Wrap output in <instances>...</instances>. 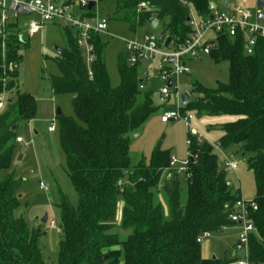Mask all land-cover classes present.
Listing matches in <instances>:
<instances>
[{
	"label": "trees",
	"instance_id": "1",
	"mask_svg": "<svg viewBox=\"0 0 264 264\" xmlns=\"http://www.w3.org/2000/svg\"><path fill=\"white\" fill-rule=\"evenodd\" d=\"M215 1L116 0L115 12L132 30L134 24L155 19L167 36L183 39L189 31L190 10L209 15ZM140 3L145 7L139 8ZM94 7L83 8V14L94 16ZM65 35V46L54 58L59 74L49 79L54 94L72 96L73 115L61 114L56 119L65 171L77 201L72 204L61 195L57 204L62 234L57 264H235L236 256L204 259L198 242L203 232L214 234L234 225L228 209L241 198L213 147L187 133L185 193L176 171L170 170L162 182L163 172L169 170L168 151L156 147L147 163L140 161L131 168L127 135L157 109L152 93L139 89L145 82L141 66L128 64L126 52L119 54L120 83L112 87L104 58L106 45L99 35H93L94 59L89 67L75 34L66 29ZM26 45L16 35L4 42L0 39V95L15 94L0 111V264H46L40 247L42 225L30 228L14 215L21 182L14 172L6 173L18 127L34 119L37 109L35 98L17 86L20 48ZM208 56L214 63L228 62V82L215 88L196 85L198 96L184 106L208 115L236 117L221 125L218 143L223 149L239 145L247 156L256 204V210L250 211L256 232L250 235L248 256L253 264H264V39L247 55L240 36L219 35ZM159 190L163 204L155 199ZM119 200L120 227L130 231L123 240L111 232Z\"/></svg>",
	"mask_w": 264,
	"mask_h": 264
},
{
	"label": "rangeland",
	"instance_id": "2",
	"mask_svg": "<svg viewBox=\"0 0 264 264\" xmlns=\"http://www.w3.org/2000/svg\"><path fill=\"white\" fill-rule=\"evenodd\" d=\"M222 0H217L214 5L218 10L229 12L232 7L239 6L253 11L258 0H225L227 7L221 5ZM73 8L77 1H73ZM116 0L97 1L94 7L93 19L107 22V33L99 34L100 42L106 45L104 51L106 71L112 87H117L120 77L117 70V58L119 54H124V42L139 38L144 33H153L157 37L166 35L164 26L159 24L152 28L150 24H134V29L123 19L117 18L115 12ZM192 10V9H191ZM108 16H112L108 19ZM29 16H19L18 22L21 26L22 40L26 46H21L22 63L17 71V86L21 92L31 94L36 101L37 109L35 118L27 124H20L17 130L18 136L22 139L21 143L15 142L13 158L10 168L6 173L14 172L16 180L20 181L17 195L20 197L19 205L14 211L16 217H22L30 228L42 225L43 234L40 238V247L46 264H57L58 244L62 238L59 229L61 219L60 210L57 206L61 195L66 196L72 204H76L77 196L69 181L65 171V155L60 146L59 124L56 119V110L60 109L63 116L73 115L71 106V95L54 94L50 86V76L59 74L55 65L56 48L62 49L65 46V30L68 29L72 34L74 30L63 22L45 23L42 30L28 36L26 33V23ZM207 37H214L209 33ZM190 74L179 75L175 80L176 91L183 95L189 92L188 100H194L198 94L194 87L215 88L218 83L228 82V62L223 61L214 63L207 55L201 56L196 60L187 62ZM144 69H147L149 78L144 82V91H150L154 104L157 107L146 121L136 130L128 133L129 138V158L130 167H134L140 161L147 163L151 152L159 147L161 150L168 151L177 159V166L188 158L187 152V133L188 126L182 119L171 120L166 123L161 122L160 118L167 111H176L178 107L186 116L191 115L189 125L195 130L196 135L213 147L219 163L223 160L236 163V169H225L226 177L233 189L239 190L240 197L245 201H253L255 197V183L251 170H249L246 159L239 150V145H233L223 149L219 146V138L222 134L221 125L236 119L229 115H208L195 110H190L182 103L177 102L174 95V87L171 88V96L165 102L159 101V90L163 83L155 76V71L151 64L145 62ZM15 94H3L0 101L3 104L1 111L7 108L9 99H14ZM8 102V103H7ZM55 122V130L50 132L48 127L51 122ZM22 156L18 160L19 156ZM170 170L166 169L162 174L164 182ZM181 186L185 183L183 172L178 173ZM39 182H43L48 188L47 191L39 188ZM140 182V181H139ZM162 187V184L159 185ZM156 201L164 203L162 190L156 191ZM185 195V194H184ZM121 200H119L115 227L111 232H116L121 240L129 234V230L120 227L121 221ZM47 215V222L41 223V218ZM54 220L56 228H50L48 223ZM237 226L229 227L221 232L214 233L210 238L201 243L204 252L215 255L217 258H225L230 255V248L234 243L237 233ZM207 246L209 247L207 249Z\"/></svg>",
	"mask_w": 264,
	"mask_h": 264
},
{
	"label": "built area",
	"instance_id": "3",
	"mask_svg": "<svg viewBox=\"0 0 264 264\" xmlns=\"http://www.w3.org/2000/svg\"><path fill=\"white\" fill-rule=\"evenodd\" d=\"M70 1L69 4L67 2ZM74 0H0V39L2 42L10 36L16 35L22 40L21 26L18 22L19 16H29L26 25V33L33 36L39 33L45 23L63 22L75 32V42L82 51L85 63L89 67L94 59V48L92 45L93 35L107 33V22L105 19H93L94 16H85L83 8L87 7L89 0H76L77 5L73 8ZM96 1V0H95ZM145 7L144 3L139 4V8ZM87 9V8H86ZM210 14L201 16L190 10L187 25L189 31L183 39L171 38L165 47L167 35L157 37L153 33H144L140 38L126 40L124 42L126 61L130 65L139 64L141 66V77L144 80L149 78L147 69L143 68L145 62L154 65L156 77L163 83L159 90V101L165 102L171 96V88L176 90L175 80L179 75L190 74L187 62L196 60L201 56L209 55L213 47L216 46L217 36L227 37L240 36L244 52L247 55L253 53V49L259 39H264V5L256 7L253 11L243 7L234 6L229 12L221 11L212 3ZM15 32L10 31L11 28ZM214 37H207L209 33ZM89 75L91 73L89 72ZM170 82V86L168 85ZM144 84H140L139 89H143ZM177 102L184 104L180 94L174 91ZM1 96V95H0ZM188 100L189 92L183 94ZM3 104L0 101V111ZM178 107L176 111H167L161 116L160 120L166 123L171 120L182 119L188 126L191 135L197 136L196 132L190 127L191 115L186 116ZM56 128L54 120L48 127L52 132ZM198 139L202 140L197 136ZM17 143H21L20 137L16 138ZM189 143V141H187ZM187 160L177 166V159L171 155L169 170L177 173L187 171ZM221 166L224 169H236L235 162L223 160ZM120 183V182H119ZM39 188L47 191L43 182H39ZM230 221L239 226L236 242L233 246L234 256L237 257L235 264H253L249 260V238L256 232L255 226L250 218V211L256 210L253 201H245L239 198L229 207ZM50 228H56L54 220L48 223ZM211 237L210 232H203L198 237V242L202 243ZM242 252V257L239 253Z\"/></svg>",
	"mask_w": 264,
	"mask_h": 264
},
{
	"label": "water",
	"instance_id": "4",
	"mask_svg": "<svg viewBox=\"0 0 264 264\" xmlns=\"http://www.w3.org/2000/svg\"><path fill=\"white\" fill-rule=\"evenodd\" d=\"M70 3V1H68L67 2V4H69ZM221 4H222V6H224V7H227L228 6V4H227V2L225 1V0H222V2H221ZM264 5V0H258L257 1V7H262ZM95 6V0H89L88 1V4H87V10H91L93 7ZM109 17V16H108ZM188 17H187V21H188ZM157 26V22H156V20H153L152 22H151V27L152 28H155ZM170 40H171V37H167L166 38V42H165V47L169 44V42H170ZM56 50H57V53L59 54V53H61V49H59V48H56ZM217 84H218V82H217ZM168 85L170 86V82H168ZM181 100H182V102L184 103V104H186L187 103V99L185 98V96H181ZM12 101V99H9L8 100V102H11ZM61 115V111H60V109H57L56 110V116H60ZM21 159V155L18 157V160H20ZM138 185V184H137ZM136 185V186H137ZM46 221H47V215H44L42 218H41V220H40V222L41 223H46ZM61 228V225L59 226V229ZM239 257H242V255H243V253L242 252H240L239 254ZM212 258H214V256L212 257Z\"/></svg>",
	"mask_w": 264,
	"mask_h": 264
},
{
	"label": "crops",
	"instance_id": "5",
	"mask_svg": "<svg viewBox=\"0 0 264 264\" xmlns=\"http://www.w3.org/2000/svg\"><path fill=\"white\" fill-rule=\"evenodd\" d=\"M96 2L97 1H95V5H96ZM222 2V1H221ZM214 4V3H213ZM222 5V4H221ZM257 7V6H256ZM108 19L110 18V16L109 17H107ZM153 20H155V19H153ZM153 20H151V21H148L147 22V24H150V26H151V22L153 21ZM187 21V20H186ZM157 22V21H156ZM159 25V23L157 22V26ZM156 26V27H157ZM141 37V36H140ZM139 37V38H140ZM169 37V36H168ZM136 39H138L137 37H135ZM21 42H23V40H20ZM151 67L153 68V69H155L154 68V65H151ZM155 71V70H154ZM155 76H156V73H155ZM194 130V129H193ZM195 131V130H194ZM21 158H22V156H21ZM6 172H8V170L6 171ZM121 205H122V203H121ZM122 207V206H121ZM233 226H237L235 229H237V233H236V236H235V239H234V243L236 242V238H237V234H238V232H239V226L238 225H233ZM233 226H231V227H233ZM226 228H229V227H226ZM226 228H223L220 232H221V234L223 235L224 234V230L226 229ZM211 235H212V233H211ZM234 243H233V245L231 246V248H230V255H229V258H233L234 257V252H233V246H234ZM209 247L207 246V249H208ZM201 255H202V257L204 258V259H208V258H211V257H216L215 255H210V253H208V251L207 252H204V250L201 248Z\"/></svg>",
	"mask_w": 264,
	"mask_h": 264
}]
</instances>
